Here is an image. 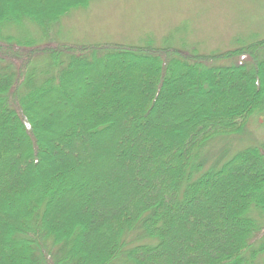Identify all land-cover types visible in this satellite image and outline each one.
Wrapping results in <instances>:
<instances>
[{"label": "trees", "instance_id": "1", "mask_svg": "<svg viewBox=\"0 0 264 264\" xmlns=\"http://www.w3.org/2000/svg\"><path fill=\"white\" fill-rule=\"evenodd\" d=\"M2 1L0 264H252L264 251L255 218L264 214V145L196 180L188 169L209 141L241 134L264 113V38L206 55L71 45L54 40V27L91 0H8V8ZM25 23L43 42L7 32ZM237 58L247 59L219 65ZM80 74L87 83L71 103L67 88L81 84ZM222 93L228 101L216 98ZM182 107L189 118L178 127L158 118ZM43 112L58 115L63 128ZM115 132L127 142L115 143ZM162 141L164 153L155 155ZM42 147L47 165L33 160L46 157Z\"/></svg>", "mask_w": 264, "mask_h": 264}, {"label": "rangeland", "instance_id": "2", "mask_svg": "<svg viewBox=\"0 0 264 264\" xmlns=\"http://www.w3.org/2000/svg\"><path fill=\"white\" fill-rule=\"evenodd\" d=\"M7 1H2L5 8L11 5V2ZM7 32L18 38H31L43 42L39 29L30 23H25L21 27L8 28ZM54 35L57 43L71 45L103 43L129 46L151 45L157 48L169 47L181 54L196 52L206 55L211 52L232 50L256 39L264 38V0H91L86 7L77 8L62 17L54 27ZM246 59L237 58L219 65L245 63ZM135 73L138 74V69ZM77 77L81 80V84L76 80L67 88L71 103L84 91L83 88L87 83L83 74ZM219 78L216 76L217 80ZM89 82L92 83L91 87L98 88L95 79L92 78ZM239 82L244 84L240 80ZM199 88H195V91ZM219 88L221 89L222 85ZM223 94L216 98H224L225 102L227 98ZM210 96L214 98L216 92L212 91L207 98ZM62 103V101L56 102L60 106ZM61 110L66 116L71 113L70 109L65 107ZM188 112L189 110L182 107L171 112L169 116L159 115L158 118L175 128L178 127L179 121L183 122L189 118L186 115ZM43 116L47 117L52 127L63 128L64 124L58 115L43 112ZM66 118L70 120L69 117ZM129 121V119L125 120L126 128ZM113 134L114 132L104 137L99 135V139L88 138L86 141L88 145H92L91 142L100 143L101 138L112 139ZM25 135L28 137L27 132ZM55 136L54 133L51 139ZM113 141L118 145L123 144L124 141L127 142L116 132ZM170 143L172 146L174 143L179 144V141ZM141 145L140 143L139 146ZM261 145H264V113L254 114L249 118L241 134L222 136L209 141L191 161L188 169L189 179L196 180L215 167H220L245 148ZM144 146L142 145V148ZM164 146L165 143L162 141L157 143L155 150L149 146L143 149L152 150L156 155V153H164ZM41 152L43 155L50 154L49 150L43 147ZM40 154L34 155V162L39 161L40 164L47 165V155L41 157ZM51 155L55 157L53 152ZM218 162H220L219 166ZM184 190L185 184L181 198ZM95 193L99 195V191ZM59 195L63 194L59 192ZM80 204L74 208L81 209ZM74 208L69 209L73 214ZM83 213L86 216L88 214L85 209ZM255 218L259 225L264 226V214H256ZM71 219H78L77 215L74 214ZM86 235L88 237L86 240L91 246L93 239H96V233L90 229ZM252 264H264V251Z\"/></svg>", "mask_w": 264, "mask_h": 264}]
</instances>
